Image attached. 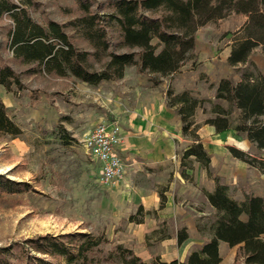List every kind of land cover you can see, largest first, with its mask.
<instances>
[{
	"label": "rangeland",
	"instance_id": "rangeland-1",
	"mask_svg": "<svg viewBox=\"0 0 264 264\" xmlns=\"http://www.w3.org/2000/svg\"><path fill=\"white\" fill-rule=\"evenodd\" d=\"M88 1L91 11L104 12L97 6L105 0ZM5 2L25 10L42 26L48 20L65 24L81 15L77 0H0ZM246 21L247 16L231 13L199 27L191 57L158 85L150 82L151 75L138 73L135 66L126 67L120 79L90 85L18 63L9 39L13 18L9 12H0V66H10L19 80L9 92L0 86V99L22 131L18 137L0 133V175L29 186L24 192L0 193V248L45 233L90 232L103 235L110 244L130 248L144 260L155 256L165 261L185 259L208 237L212 208L204 192L213 189L215 178L236 201L246 194L263 195L264 174L228 150L232 147L255 156L259 154L255 147L243 133L232 128L217 132L207 123L217 115L214 105L230 112L232 122L238 117L233 106L215 97L221 79L236 83L245 74L254 80L264 77V53L259 46L244 64L231 66L226 60ZM65 31L77 47L89 49L88 42L69 25ZM148 86L165 101L167 90L173 94L188 91L202 99L188 121L209 156V170L194 157L182 160L183 151L193 142L189 135H182L174 164L187 176L174 181L162 210H149L143 222L136 224L128 221L133 205L121 199L113 187L100 183L98 163L86 153L82 142L96 124L114 118L116 112L130 110L135 96ZM171 109L174 118H179ZM153 225L160 230L156 234H151ZM182 228L188 239L178 246L175 235ZM163 234L168 238L159 240ZM218 251L219 264H243L236 257L237 247L220 242ZM8 263L18 264L12 259Z\"/></svg>",
	"mask_w": 264,
	"mask_h": 264
},
{
	"label": "trees",
	"instance_id": "trees-1",
	"mask_svg": "<svg viewBox=\"0 0 264 264\" xmlns=\"http://www.w3.org/2000/svg\"><path fill=\"white\" fill-rule=\"evenodd\" d=\"M77 4L81 11L77 18L65 24L48 20L42 26L33 22L25 10L0 3V12H9L14 22L9 34L14 59L25 66L35 65L43 74L71 76L90 85L120 79L126 67L135 66L138 73L151 75L150 82L158 85L191 57L199 27L231 13L243 14L247 21L239 30L240 36L233 40L227 63H246L258 46L264 53V0H105L97 6L104 9L100 14L90 10L88 0H77ZM67 25L88 42L89 49L72 42L71 34L65 31ZM12 84L19 85L16 72L8 65L0 66V86L9 92ZM166 95L167 107L175 109L179 116L181 134L189 135L193 141L183 151L182 160L194 157L208 171L209 156L188 121L202 99L188 91L173 94L167 90ZM215 97L233 106L238 117L232 122L230 112L214 105L217 115L207 123L217 132L232 128L243 133L259 154L249 156L232 147L228 150L264 174V77L254 80L245 74L236 83L223 78L217 84ZM0 133L12 137L22 133L7 115L1 99ZM180 175L187 176L184 170ZM28 187L0 175V193L24 192ZM204 195L212 208L208 237L184 261H165L159 256L144 260L130 248L110 244L103 235L67 232L36 235L2 247L0 264H9V259L18 264H219L220 242L237 247L236 257L243 264H264V194H246L236 201L228 196L227 186L215 178L213 189ZM159 197L162 208L165 197ZM149 213L139 206L128 221L140 224ZM159 231L153 229L151 234ZM166 238L167 234H163L158 239ZM175 239L178 246L188 239L184 228Z\"/></svg>",
	"mask_w": 264,
	"mask_h": 264
},
{
	"label": "crops",
	"instance_id": "crops-1",
	"mask_svg": "<svg viewBox=\"0 0 264 264\" xmlns=\"http://www.w3.org/2000/svg\"><path fill=\"white\" fill-rule=\"evenodd\" d=\"M139 92L130 110L116 112L114 118L102 121L117 119L120 126L122 139L116 152L124 162L125 170L122 180L110 187L119 193L121 199L133 205L130 215L139 206L145 211L162 210L164 206L159 208V194L165 197V205L174 181L182 180L180 166L174 164L177 143L182 142L180 120L174 118L165 98H158L149 86ZM153 229L156 226L150 227Z\"/></svg>",
	"mask_w": 264,
	"mask_h": 264
},
{
	"label": "built area",
	"instance_id": "built-area-1",
	"mask_svg": "<svg viewBox=\"0 0 264 264\" xmlns=\"http://www.w3.org/2000/svg\"><path fill=\"white\" fill-rule=\"evenodd\" d=\"M121 139L120 126L115 119L96 124L82 142L86 153L99 163L98 179L105 186H115L123 178L125 164L116 152Z\"/></svg>",
	"mask_w": 264,
	"mask_h": 264
}]
</instances>
